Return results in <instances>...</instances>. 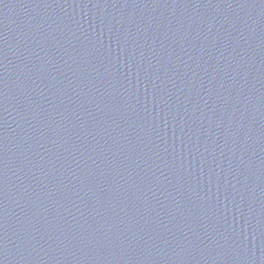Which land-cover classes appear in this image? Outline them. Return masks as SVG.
I'll list each match as a JSON object with an SVG mask.
<instances>
[{
	"label": "water",
	"instance_id": "1",
	"mask_svg": "<svg viewBox=\"0 0 264 264\" xmlns=\"http://www.w3.org/2000/svg\"><path fill=\"white\" fill-rule=\"evenodd\" d=\"M0 264H264V0H0Z\"/></svg>",
	"mask_w": 264,
	"mask_h": 264
}]
</instances>
